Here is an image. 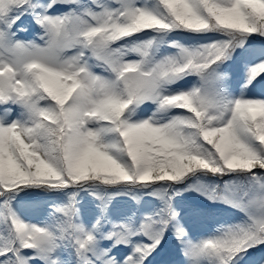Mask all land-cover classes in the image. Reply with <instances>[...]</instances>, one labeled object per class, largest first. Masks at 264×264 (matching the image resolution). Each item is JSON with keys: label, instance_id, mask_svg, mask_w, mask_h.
Listing matches in <instances>:
<instances>
[{"label": "snow or ice", "instance_id": "snow-or-ice-1", "mask_svg": "<svg viewBox=\"0 0 264 264\" xmlns=\"http://www.w3.org/2000/svg\"><path fill=\"white\" fill-rule=\"evenodd\" d=\"M0 264H264V0H0Z\"/></svg>", "mask_w": 264, "mask_h": 264}, {"label": "rangeland", "instance_id": "rangeland-1", "mask_svg": "<svg viewBox=\"0 0 264 264\" xmlns=\"http://www.w3.org/2000/svg\"><path fill=\"white\" fill-rule=\"evenodd\" d=\"M25 23H28V22L25 21ZM37 31L38 30L35 29L34 26H30L29 32L22 34V38L33 39ZM217 207L218 208H223L224 206L218 205ZM91 210H92V205L91 204H87L86 212L87 211H91ZM125 210L126 209H124L122 207H119V208L116 209L117 212H123ZM240 218H241V214L240 213L234 212V211L229 209V210H225V211L220 212L218 217H217V220L221 221V222H230V221H234V220H237V219H240ZM33 222H35V218L34 217H33ZM210 228H211L210 224H198L197 226L192 228L193 238H196L197 236L201 235L202 233H205L206 231L210 230ZM165 258H169V257H165ZM170 258L171 259H175V260H179L180 259L179 255L176 254V253H173Z\"/></svg>", "mask_w": 264, "mask_h": 264}]
</instances>
